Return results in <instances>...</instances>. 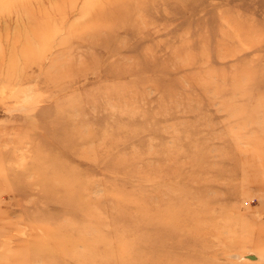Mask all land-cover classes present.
<instances>
[{
	"label": "rangeland",
	"instance_id": "374dc122",
	"mask_svg": "<svg viewBox=\"0 0 264 264\" xmlns=\"http://www.w3.org/2000/svg\"><path fill=\"white\" fill-rule=\"evenodd\" d=\"M0 264H264V0H0Z\"/></svg>",
	"mask_w": 264,
	"mask_h": 264
},
{
	"label": "bare ground",
	"instance_id": "6f19581e",
	"mask_svg": "<svg viewBox=\"0 0 264 264\" xmlns=\"http://www.w3.org/2000/svg\"><path fill=\"white\" fill-rule=\"evenodd\" d=\"M234 255V254H233ZM229 256V255H228ZM236 256V255H235Z\"/></svg>",
	"mask_w": 264,
	"mask_h": 264
}]
</instances>
